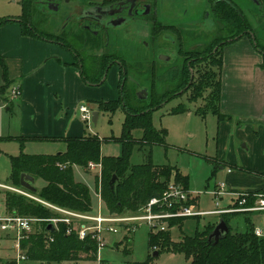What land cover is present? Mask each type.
<instances>
[{
	"label": "rangeland",
	"instance_id": "obj_1",
	"mask_svg": "<svg viewBox=\"0 0 264 264\" xmlns=\"http://www.w3.org/2000/svg\"><path fill=\"white\" fill-rule=\"evenodd\" d=\"M11 1L13 0H9V2ZM169 1L163 5L161 0H159L162 18L169 19L170 16L174 15L176 16L175 20L179 18L186 22L192 14L196 13L200 6L203 5L209 10L206 0L201 2L200 5H198L199 0ZM232 1L237 4L239 10L246 17L258 43H264V18L262 14L264 11V0H259L261 6L257 5L255 0ZM1 3L2 0H0V5ZM15 12H17L16 14L20 13L18 8H16ZM197 13L199 15L198 11ZM48 15L50 13L46 10L43 11L42 7L35 8L32 23L41 33L50 36V33H55V26L57 25L48 26ZM52 18L54 23L59 21L54 19V17ZM162 21L168 24L173 23L164 19ZM208 27V40H212L216 35H218V39L223 40L225 38L226 32L223 31V28L220 30L219 25L215 27L214 31L210 23ZM147 31L150 35V30L147 29ZM220 31L222 33L217 34ZM128 33L130 34V30ZM146 36L147 32L145 31L138 41H147ZM186 36L188 35L186 34ZM49 38L51 40L54 37L50 36ZM158 43V46L168 48L163 37L158 39ZM244 44L248 45L246 42H242V44L228 46L227 51L231 53L234 49L240 48ZM77 45L76 50L80 52V45ZM204 45L202 47H205ZM241 48L244 49V47ZM159 52L161 53L162 51H158L148 57L147 54H144L141 66L148 68L149 63L147 61ZM255 52L257 53V51ZM80 56L86 76L94 82V79L100 73L98 64L102 58L101 48H87L80 52ZM106 61L105 63H108L107 59ZM159 65L162 66V64ZM129 68L132 69V72L129 73L128 79L131 80L130 82L137 80V82H134L135 93L145 98L152 76L148 73L144 75V73L140 72L142 68H140L139 74L143 75L138 76L136 75L138 70H134L135 67L130 65ZM257 68L262 70L264 65H260ZM91 69L92 71H90ZM48 73V77L56 82V85L61 89L55 98L49 97L48 94L43 97L39 92L29 91L24 105H20V100H16L13 105H8L9 111L6 112L7 108L3 110L2 116L5 117L6 123L5 137L45 136L53 137L54 140H27L22 148L18 141H0V212L2 213L7 211L4 205V195L7 193L6 190H8L6 187L11 188L12 186L8 180L10 176V157H16L20 154L55 155L65 151L62 137L88 135H95L102 140L100 147L101 156L118 157L121 154V146L118 139L122 135L125 112L121 107L111 110H103L98 107V103L106 104L107 107L116 106V101L119 97V72L117 69L113 67L107 72L105 71L101 78L104 81L96 84L84 81L83 76L79 72L76 79H71L69 82L61 73H59V79L58 74L52 69H48ZM256 76L258 79L264 80V70ZM55 78H58V81ZM152 82L157 88V93L161 96L170 97L173 92L177 91L174 94V98L162 103L160 108L152 112L153 127L157 131L164 130L166 133L165 145H154L151 147L134 146L129 158V165L132 167L146 164L151 159V162L156 166H168L172 169L169 177L170 183L175 182L176 173L188 177V191L198 196L194 213L200 214L199 220L194 218L186 219L183 221L181 228L177 226L168 228L169 222L156 228L140 223L133 233L122 229L119 225L120 229L117 227L119 229L117 234L108 233L102 236L103 247L100 249L98 256L101 264H141L149 259H151L149 261L150 264H190V261L185 259L183 255L171 250H161L159 253L154 251L158 255L157 257H152L153 253L148 245L149 234H158L160 229L164 228L166 232L169 231L171 241L178 242L183 235L193 236L196 230L201 231L208 222L219 221L220 219L214 215L217 209L222 211L232 207L233 202L235 203L238 200V192L264 189V124H241L236 119L237 115L235 113H242L239 103L244 99L245 94L239 93L241 87L237 86L235 79H233L231 66H228L223 72L222 82L226 110L231 113L228 115L223 113L225 115L224 119L220 121L217 120L212 110L207 107L208 92L203 94V98L192 99L191 91L185 88L186 83L179 89L180 85H178L177 77L175 76L162 77L155 74ZM87 83L90 85H87ZM12 88V85H10L6 90L7 99H10ZM50 98V101L45 102V100ZM40 99L42 101H39ZM134 99L136 100V98ZM55 100L57 101L54 103ZM132 104L140 105L137 100L132 102ZM81 106L89 110L91 117L92 113H98L95 124L92 123V118L89 121L82 120V114L79 111ZM132 136L135 140H139L141 131H133ZM5 137H2V139H5ZM73 173L76 181L82 182L89 187L92 196V215L96 216L101 212L102 216H107L104 213L102 203L97 197L101 190V173L99 169H87V171H84L79 167H75ZM221 183L224 184L227 193L219 199L216 206L211 192ZM43 185L44 182L42 180H37L34 184L36 189H40ZM248 194L253 195L252 193ZM44 207L47 208L46 206ZM250 218L254 228L261 230L264 235V211H255L250 215ZM49 224L54 227L53 223ZM229 224L232 231H243L245 228L243 216L240 214L231 215ZM12 246V241L6 240L0 234V258L2 259L0 264L9 262L6 257L13 256ZM85 256L82 255L81 257ZM20 264L38 263L22 262ZM63 264H97V262L83 261Z\"/></svg>",
	"mask_w": 264,
	"mask_h": 264
},
{
	"label": "trees",
	"instance_id": "obj_2",
	"mask_svg": "<svg viewBox=\"0 0 264 264\" xmlns=\"http://www.w3.org/2000/svg\"><path fill=\"white\" fill-rule=\"evenodd\" d=\"M34 0H22L21 14L17 18L24 36L32 38L46 39L47 36L41 33L32 23L35 14ZM210 1L209 13L213 20L220 22L226 36L220 49L213 54L211 47L207 51V68L205 73H199L193 77L188 91H191V98H203V94L208 92L209 100L206 101L217 120H223L224 115L220 113L222 100V69H223V49L236 43L243 37H247L264 60V43H258L254 36L252 40L249 32L253 30L244 14L239 10L237 4L232 0H217L213 4ZM261 6L259 0H255ZM262 9V8H261ZM264 18V11H263ZM8 18L0 17V27L10 23ZM30 25V26H28ZM226 30V31H225ZM106 58L102 59L100 73L94 82L89 80L85 71H81L84 81L90 83H100L106 69ZM0 66L3 71V81L5 87L0 90L4 94L7 88V68L0 57ZM152 76V81L155 75ZM124 82L123 89L119 90V97L116 106L107 107L106 104H99L103 110H111L117 107L125 112L122 135L118 142L121 146V154L118 157H103L100 153L102 140L95 135L66 137L62 138L65 151L55 155H26L20 154L10 157L11 187L19 188V179L22 173H26L37 180H42L44 185L37 189L36 194H32L39 200L59 207L64 210L81 214H92V196L89 187L82 182L76 181L73 169L79 167L87 171L89 164L101 166V190L100 197L104 207V213L110 216L131 214L144 207L152 198H159L166 190L172 169L168 166H156L151 159L146 164L132 166L129 165V158L134 146H164L166 133L164 130L157 131L152 125V112L160 108L162 103L174 98L173 92L170 97L161 96L157 93L154 83L148 86L145 98L135 93L134 85L128 83L125 76L121 75L120 83ZM179 89L185 83L188 85L189 75L184 74L177 77ZM132 85V86H130ZM129 86V87H128ZM140 105H133L136 100ZM164 98V99H163ZM148 101V102H147ZM146 102V103H145ZM133 105V106H132ZM141 131V138L135 140L133 131ZM18 141L20 147L24 146L27 140H54L47 137H5L0 141ZM151 157V153L149 154ZM116 177V181L110 185V181ZM165 183H161V179ZM174 183L181 185L188 191L189 179L176 173ZM9 192V193H8ZM254 194V193H252ZM255 194H264L257 191ZM197 199H191L188 204H196ZM255 198H249L246 208L253 206ZM4 205L7 212L14 213L22 217L36 218L39 220H51L58 218V215L40 203L34 202L22 195L7 191L4 195ZM251 211H239L234 213H224L218 217L223 220L229 228V234L217 244L208 243V234L213 230L216 222H208L205 227L194 233L193 236H182L178 242L171 241L169 231H160L158 234H149L148 245L152 253L161 250H171L181 254L190 264H264V238H259L254 234V224L251 221ZM242 215L244 230L232 231L229 224L231 215ZM199 220V216L189 217ZM189 218H176L169 220L168 228L177 226L181 228L184 220ZM41 232L34 233L22 242V248L27 255V263L38 264H63L78 263L83 261H95L97 253V243L90 236L80 241L75 231L67 235L68 227L58 223L53 232L46 230L45 223L40 224ZM51 239V240H49ZM86 255L85 257H81ZM150 258V257H149ZM151 259L141 264H150ZM1 263V259H0ZM6 264H14L9 261Z\"/></svg>",
	"mask_w": 264,
	"mask_h": 264
},
{
	"label": "flooded vegetation",
	"instance_id": "obj_3",
	"mask_svg": "<svg viewBox=\"0 0 264 264\" xmlns=\"http://www.w3.org/2000/svg\"><path fill=\"white\" fill-rule=\"evenodd\" d=\"M165 1L161 0L163 5ZM199 1L198 5L205 0ZM215 1L217 0H213L212 3L214 4ZM54 2L57 5L55 13L48 9L46 0L34 2L35 8L42 7L43 11L50 13L49 21L47 20L48 26L57 25L55 33L49 34L54 37L51 40L71 53L73 64L80 71H84L80 52L92 47L101 48L102 58L98 64L99 68L102 59L106 58L108 63H106L105 71L113 67L117 69L119 89H123L125 82L120 83L121 75L128 80L127 85L128 83L135 85L134 82H137V80L130 82L131 80L128 79L129 73L132 72L130 65L135 67L134 70H138L137 74L135 73L138 76L143 75L139 74L140 68L143 69L140 72L144 75L148 73L162 77L175 76L178 80L179 76L188 74L189 81L185 87L187 89L194 76L206 72L207 51L213 47L212 53L215 54L224 43L222 39H218V35L208 40L209 23L213 31L217 25L220 26V30L223 26L220 22L213 20L208 8L203 5L185 22L179 18L175 20L174 15L169 19L162 18L159 0H87L85 3H82V0H55ZM206 2L210 7V1L206 0ZM51 17L59 21L54 23ZM162 19L173 23L168 24ZM147 29L150 30V35ZM145 31L148 40L138 41ZM221 33L222 31L217 34ZM249 34L254 40L253 33L249 32ZM161 37L165 39L168 48L158 46V39ZM46 39L50 40V38ZM77 43L80 45V52L76 50ZM203 45L205 47H202ZM158 51L162 52L147 61L148 68L141 66L144 54L148 57Z\"/></svg>",
	"mask_w": 264,
	"mask_h": 264
},
{
	"label": "crops",
	"instance_id": "obj_4",
	"mask_svg": "<svg viewBox=\"0 0 264 264\" xmlns=\"http://www.w3.org/2000/svg\"><path fill=\"white\" fill-rule=\"evenodd\" d=\"M36 1L37 0H34V2ZM85 1L87 0H84L82 3H85ZM21 2L22 0H13L11 2H9V0H2L0 5V16L11 20L10 23L0 27V57L3 59L7 68L8 83L7 88L4 90V94H0V117H2L0 119L1 138L6 135L4 134L6 127L5 117H3L2 114L4 113L3 110L5 108H7L6 112L10 110V108H8L9 104L13 105L14 101L20 100L19 104L24 105L29 91L39 92L43 97L45 94H48L49 97L51 96L52 98H55L58 91L61 90L59 89V86L56 85V82L48 77V69L55 71L56 74H58L59 79V73H61L67 78L68 82L71 79H76L78 72L81 74L79 68L73 64L74 62L71 53H69L64 47L49 39L32 38L22 34V29L17 19L21 14ZM167 2L168 0H166V3ZM16 8H18L20 13L16 14ZM242 42L248 44L241 45L244 49L240 47L234 49L231 53L227 51L229 48L228 46L242 44ZM236 44L228 45L223 49L222 82L223 72L228 66H231L233 79H235L237 86L241 87L239 93L245 94L244 99L239 103V108L242 110V113H235V115H237L236 119L241 124L263 125L264 80L258 79L256 75L263 72L264 69L259 70L257 67L264 65V60L258 52H255L247 37H243L237 41ZM2 75L3 71L0 66V90L5 87ZM55 79L58 81V78ZM10 85H12V89H19L20 94L18 97L13 98L12 95H10V99L6 98V90ZM87 85L90 84L87 83ZM50 100L51 98L45 100V102ZM39 101H42V99ZM56 101L57 100H55L54 103ZM221 103V113L227 115L230 114L231 112H227L226 110L225 94H223V91ZM6 188L10 187L7 186ZM258 190L263 191L264 189H255L249 192L238 193L255 194ZM195 197L198 199V196ZM12 251L13 256L6 257V260H13L15 252L13 249Z\"/></svg>",
	"mask_w": 264,
	"mask_h": 264
},
{
	"label": "built area",
	"instance_id": "obj_5",
	"mask_svg": "<svg viewBox=\"0 0 264 264\" xmlns=\"http://www.w3.org/2000/svg\"><path fill=\"white\" fill-rule=\"evenodd\" d=\"M19 89L14 88L11 90L13 98L19 96ZM82 114L83 121H89L92 117L87 108L81 106L79 108ZM98 168L101 173V166L95 164H89L88 169L94 170ZM229 172V171H228ZM5 188V187H4ZM8 191L22 195L34 202L40 203L46 206L48 209L58 215V218L51 220H39L36 218L22 217L10 212H0V234L9 241H12V249L15 252V256L12 260L14 264H20L27 262V255L25 250L22 248V242L28 239V237L34 233L41 232L40 223H53L55 229L58 223L65 224L68 229L66 234L69 235L72 231H75L80 241H83L86 237L90 236L92 240L97 243L96 262L101 264L99 260V251L103 247L102 236L104 234H117L120 229H126L133 233L135 228L140 223H145L151 228H156L166 224L169 220L176 218H189L200 216L195 212V204H188V201L195 199L196 195L189 191H185L181 185L175 183H168L166 190L163 192L161 197L152 198L149 202L139 209L135 213L116 215V216H102L101 212L98 215L93 216L92 214H81L68 210L61 209L59 207L47 204L32 194L23 191L21 189L7 188ZM227 192L225 191L224 184L221 183L211 192L212 197L218 205L219 199H221ZM97 197L101 201L100 192ZM237 202H233V206L226 210L217 209L216 216L224 213H234L239 211H264V194H248L238 193ZM255 198V202L252 207L246 208L245 205L249 198ZM103 205V204H102ZM119 229H118V228ZM160 231H165L161 228ZM255 236L263 238V232L259 229H254ZM51 240V239H49Z\"/></svg>",
	"mask_w": 264,
	"mask_h": 264
},
{
	"label": "water",
	"instance_id": "obj_6",
	"mask_svg": "<svg viewBox=\"0 0 264 264\" xmlns=\"http://www.w3.org/2000/svg\"><path fill=\"white\" fill-rule=\"evenodd\" d=\"M54 1L55 0H46V2L49 5L48 9L53 13H55L57 11V5L55 4ZM252 39H253V37H252ZM103 81L101 80V82H103ZM97 117H98L97 112L92 113V123H94V124L96 123ZM115 181H116V177L113 176V178L110 181V185H112ZM161 183L164 184L165 179L162 178ZM34 184H35V178L34 177H32L26 173H22L20 175L19 188L21 190L26 191V192L34 195L37 192V189L35 188ZM46 230L48 232H53L55 230V228L53 227V225L49 224V225H47ZM228 234H229V228L227 227V225L225 224V222L223 220H219L218 223L213 228V230L208 234L207 242L208 243L213 242V244H217L220 240L225 239ZM157 255H158L157 252H153L152 257H157Z\"/></svg>",
	"mask_w": 264,
	"mask_h": 264
}]
</instances>
